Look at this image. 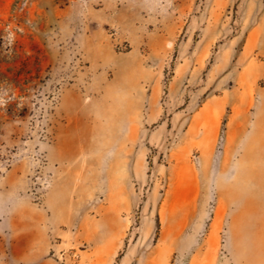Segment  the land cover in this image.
<instances>
[{"label":"rangeland","instance_id":"rangeland-1","mask_svg":"<svg viewBox=\"0 0 264 264\" xmlns=\"http://www.w3.org/2000/svg\"><path fill=\"white\" fill-rule=\"evenodd\" d=\"M0 264H264V0H0Z\"/></svg>","mask_w":264,"mask_h":264},{"label":"crops","instance_id":"crops-1","mask_svg":"<svg viewBox=\"0 0 264 264\" xmlns=\"http://www.w3.org/2000/svg\"><path fill=\"white\" fill-rule=\"evenodd\" d=\"M248 152H249V156H248V158H249V160H251V158L252 157H256V153H255V155H254V153H253V147H252V145H249L248 146ZM239 191H240V187H239V185H238V190H237V192L239 193ZM237 194V193H236ZM238 200V199H237Z\"/></svg>","mask_w":264,"mask_h":264}]
</instances>
